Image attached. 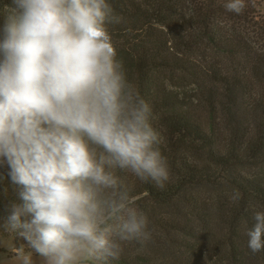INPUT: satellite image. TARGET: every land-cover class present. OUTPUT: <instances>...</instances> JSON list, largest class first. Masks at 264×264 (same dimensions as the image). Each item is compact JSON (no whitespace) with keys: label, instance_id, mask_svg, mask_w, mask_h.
<instances>
[{"label":"clouds","instance_id":"clouds-1","mask_svg":"<svg viewBox=\"0 0 264 264\" xmlns=\"http://www.w3.org/2000/svg\"><path fill=\"white\" fill-rule=\"evenodd\" d=\"M241 14L246 0H226ZM0 28V167L20 203L5 230L27 243L20 264H109L124 242L151 240L127 177L171 179L152 106L126 74L109 32L110 0H11ZM238 195L234 199H238ZM246 233L264 250V211Z\"/></svg>","mask_w":264,"mask_h":264},{"label":"trees","instance_id":"trees-1","mask_svg":"<svg viewBox=\"0 0 264 264\" xmlns=\"http://www.w3.org/2000/svg\"><path fill=\"white\" fill-rule=\"evenodd\" d=\"M110 2L123 18L109 25L112 41L152 106L171 179L160 189L127 177L143 197L151 240L124 242L109 264H264L246 235L264 211L263 0H246L241 14L226 0ZM10 4L0 0V28ZM13 203L17 191L0 167V236L29 251L5 230Z\"/></svg>","mask_w":264,"mask_h":264},{"label":"rangeland","instance_id":"rangeland-1","mask_svg":"<svg viewBox=\"0 0 264 264\" xmlns=\"http://www.w3.org/2000/svg\"><path fill=\"white\" fill-rule=\"evenodd\" d=\"M262 11L264 13V0L262 2ZM13 252H15L13 238L0 236V264H20ZM33 258L35 264H41L40 259L35 254H33Z\"/></svg>","mask_w":264,"mask_h":264}]
</instances>
